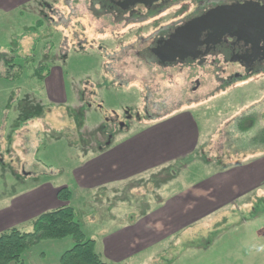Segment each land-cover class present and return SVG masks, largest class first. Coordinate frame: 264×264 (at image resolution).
Here are the masks:
<instances>
[{"label":"rangeland","instance_id":"rangeland-1","mask_svg":"<svg viewBox=\"0 0 264 264\" xmlns=\"http://www.w3.org/2000/svg\"><path fill=\"white\" fill-rule=\"evenodd\" d=\"M41 1L35 8L42 9V16L53 14L54 24L37 26L33 14L24 11L22 17L18 10L0 30V56L5 53L10 58V49L17 48L20 57L16 62L22 67L17 69L22 72L18 79L0 75V154L11 146L12 152L20 149L26 154L25 159L10 160L15 172L31 173L40 182L62 188L68 185L73 190L77 187L75 169L83 159L81 149L108 148L150 123L188 110L202 138L193 139L187 159L170 168V176L157 172L128 188L102 192L93 199L94 216L92 208L84 207L74 195L77 219L87 238L97 241L98 252L102 251L109 264H264V181L251 189L245 182L250 173L262 168L258 159L264 158V74L224 88L215 80H206L205 87L193 94L190 87L195 78L184 76L180 67L164 70L155 64L148 66L139 55L149 42L142 44L138 35L155 34L152 21L117 25L114 17L89 12L90 0ZM47 4H52L57 14L51 13ZM79 45H85L84 54L76 53ZM31 52L34 60L26 62ZM56 55L59 61L67 58L59 65L70 84L78 85L77 96L69 89L67 103L59 106L49 103L42 80L31 79L33 65L50 62ZM3 61L0 57V72ZM26 93L47 107L7 144L6 127L14 125L15 116L14 108L8 106L26 102ZM125 111L139 114L140 119L126 121L120 129L118 123L125 120ZM51 123L58 138L66 139L51 143L44 129ZM84 124L88 128L80 132ZM234 169L237 173L230 174ZM12 175L10 168L5 174L0 170V199L21 188ZM235 186L240 190L231 192ZM175 200L186 205L181 208L187 213L185 218L179 224L173 217L158 221L159 208ZM148 214L147 222L168 236L121 262L111 259L104 251L106 232L126 228L132 215L135 220ZM23 230L30 232L32 227ZM74 246L72 237L44 240L25 253L24 261L62 264L63 254Z\"/></svg>","mask_w":264,"mask_h":264},{"label":"crops","instance_id":"crops-1","mask_svg":"<svg viewBox=\"0 0 264 264\" xmlns=\"http://www.w3.org/2000/svg\"><path fill=\"white\" fill-rule=\"evenodd\" d=\"M39 1L0 0V30L8 24L9 16L18 10H20L22 17L25 14L23 13L24 11L33 14L36 18L37 26L42 27L46 22L49 26L54 24L53 14L50 17L46 15L42 16V9L35 8ZM49 11H51L50 8ZM8 49L6 48V51ZM13 49L19 51L17 48ZM32 52L27 56L34 55ZM66 59L63 58L60 61L63 62ZM49 61L39 65H44L50 69L49 75L42 82L45 83L44 89L48 92L49 103H57L59 106L62 103H67L69 89L75 97L77 96L76 89L78 85L75 86L73 82L70 84L68 77L63 72L64 70L59 65L58 55ZM0 73H5V67H3ZM4 78L8 79L6 77ZM24 101L26 102L8 106V108H14L15 116L13 119L14 125L6 127L5 134H8L7 136L9 137L7 144H11V141H9L11 136L21 135L25 130L24 126L29 124V122H33L36 119L35 115L44 112L47 107L42 101L39 102L38 99L33 98L31 93L25 94ZM73 108L76 110V104H74ZM81 110L77 112L84 117ZM98 110H101V108L99 107ZM8 120L5 117V121ZM193 126L196 125L192 121L190 113L186 110L179 112L176 116H168L164 120L150 123L140 130L127 135L120 141L114 142L108 148H100L99 150H90L88 152L81 149L83 153L81 158L83 159L81 160L80 166L75 169V183L77 187L73 190L68 185L63 187L70 189L72 192L70 205L74 207L73 198L74 195H77L83 201L84 207L87 208L90 206L93 210V199L96 196L98 197L99 194L102 196V192H115L116 190L128 188L129 184L137 180L145 179L147 176L157 172H162L170 176V168L180 164L182 160L185 161L187 159L190 148L192 147L191 143L194 141L193 139L197 137L202 138V133L197 132ZM53 127L54 125L51 123V125L47 124L44 128L45 134L47 138L50 137L49 140L51 143L58 142L62 138H58L59 132L56 130L52 131ZM87 128L88 126L84 124L79 130L82 132ZM177 128L180 132L170 133L168 135V131ZM37 136L40 137L39 134ZM62 139L66 138L63 137ZM186 139L189 140L188 144L185 141ZM37 145L36 140L34 144L35 148L38 147ZM18 147L20 148L19 145ZM12 148V146L6 147L0 154V170L5 174L8 168L12 169V176L17 186H21V188L13 190L10 194H6L0 199V235L4 231L12 228L31 227L32 221L39 216L45 212L56 210L64 204L58 198V192L62 187H56L51 182H40L38 181L39 178L34 177L31 173L24 172L23 174H19L15 172L10 160L13 157L25 159L26 154L22 153L20 149L12 152ZM27 154L30 155V153ZM262 157L258 159V162L262 164V168H258L253 174L250 173V177L245 181L248 189H251L252 186H258L260 182L264 181V158ZM237 169L232 170L230 174L237 173ZM252 175H255V177L252 178ZM239 190V187L235 186L231 192H237ZM185 206H180L176 200L171 201L168 207L159 208L161 214L156 219L163 222L165 219L171 221L170 217H173L172 219L175 220L176 224H179L187 214L186 212L184 213L185 209L181 211V208ZM74 210L76 212L75 208ZM93 214L94 210L92 211ZM134 216L132 215L130 217L131 221L127 224L128 226H125L126 228L119 230L111 229L106 232L107 235L103 239L105 244L104 251L114 261L121 262L126 258L134 256L139 251H143L160 243L168 236V234H161L162 232L159 234L160 229L158 228L159 230L156 231L153 223L147 222L149 214L147 216L139 215L135 220ZM97 222L101 223L102 220ZM98 246L96 241V247L98 248ZM99 253L102 255V251Z\"/></svg>","mask_w":264,"mask_h":264},{"label":"flooded vegetation","instance_id":"flooded-vegetation-1","mask_svg":"<svg viewBox=\"0 0 264 264\" xmlns=\"http://www.w3.org/2000/svg\"><path fill=\"white\" fill-rule=\"evenodd\" d=\"M245 4L253 5L243 9ZM220 7H237L236 12L229 13L231 27L220 38L218 34L222 33L221 28L204 32L195 50L196 58L191 56L184 60L163 63L155 55L154 50L163 46L177 30H182L190 22ZM46 8L57 14L51 5L47 4ZM247 9L248 14L243 16V10ZM263 9L264 0H145L135 3L129 0H90L88 11L93 15L114 17L117 25L124 23L127 26H137L152 21L151 26L156 30L155 34L150 37L138 35L142 44L149 42L139 55L145 59L148 66L155 64L164 70L180 67L184 76L195 78L190 90L196 94L205 87L206 80H215L224 88L264 74ZM72 11L74 13V7ZM170 16L173 19L168 24H161ZM84 48L85 45L77 46L76 53L84 54ZM99 49L103 54L104 47L101 45ZM100 84L102 88V76ZM124 119L118 123L120 129L126 126V121H139L140 116L125 111Z\"/></svg>","mask_w":264,"mask_h":264},{"label":"trees","instance_id":"trees-1","mask_svg":"<svg viewBox=\"0 0 264 264\" xmlns=\"http://www.w3.org/2000/svg\"><path fill=\"white\" fill-rule=\"evenodd\" d=\"M10 52V58L5 53L0 56L4 60L3 67H5V73H0V75L15 80L22 74V72H18L21 71L22 67L16 62L20 55L16 49H10ZM26 57V62L34 60V55ZM33 67L34 73H32L31 79L38 78L43 81L50 73V69L44 65L37 67L33 65ZM58 198L64 203L63 206L45 212L32 221V231L25 232L23 228H12L0 235V264H26L24 255L34 245L44 240L66 237H72L75 246L63 254L62 264H109L104 261L102 255L98 252L96 241L87 238L83 231L76 212L70 205L72 200L71 190L68 188L60 189Z\"/></svg>","mask_w":264,"mask_h":264},{"label":"water","instance_id":"water-1","mask_svg":"<svg viewBox=\"0 0 264 264\" xmlns=\"http://www.w3.org/2000/svg\"><path fill=\"white\" fill-rule=\"evenodd\" d=\"M132 3L137 1L142 2L145 0H129ZM150 2L156 0H148ZM253 4H245L242 8H251ZM264 10V9H263ZM235 8H224L220 7L209 14L200 17L190 22L182 30H177L163 46L158 47L154 50L155 55L163 62H175L177 60H184L188 57L193 56L196 58L195 50L199 44L201 35L207 30H214V28H221L222 33L218 34L220 38L223 36L231 27V21L229 18L230 12H236ZM248 9L243 10L242 15L248 14ZM264 12V11H263ZM264 17V16H263ZM213 40V39H212ZM215 42V41H214Z\"/></svg>","mask_w":264,"mask_h":264}]
</instances>
